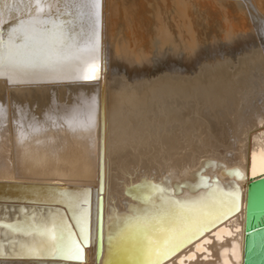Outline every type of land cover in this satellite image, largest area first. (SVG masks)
Masks as SVG:
<instances>
[{"label": "bare ground", "instance_id": "6f19581e", "mask_svg": "<svg viewBox=\"0 0 264 264\" xmlns=\"http://www.w3.org/2000/svg\"><path fill=\"white\" fill-rule=\"evenodd\" d=\"M154 1L160 13L152 40L150 0H100L97 80L74 78L90 60L29 76L0 69V264H137L141 258L125 251L131 242L121 239L125 217L133 209L149 211L162 197L215 203L221 212L159 264H243L244 192L249 177L264 175V32L248 45V52L236 56L235 64L214 59L211 66L202 62L198 69L192 64L196 72L190 74L182 55V0ZM28 2L0 0V35L5 40L26 11L20 5ZM62 11L74 35L87 32L85 19L75 11ZM250 21L253 28L259 19ZM242 28L246 30V24ZM245 67L249 73L243 86L232 91L241 109L228 122L221 110L229 92L225 87ZM93 98V133L74 135L63 118ZM130 185H141L138 198L129 194ZM233 193L236 207L229 212ZM65 194L88 210L83 258L23 255L24 247L40 237L4 225L39 221L59 211L69 217L79 241Z\"/></svg>", "mask_w": 264, "mask_h": 264}, {"label": "snow or ice", "instance_id": "6c2138e0", "mask_svg": "<svg viewBox=\"0 0 264 264\" xmlns=\"http://www.w3.org/2000/svg\"><path fill=\"white\" fill-rule=\"evenodd\" d=\"M20 7L26 11L9 28L7 40L0 35V69L19 76H29L44 70L55 72L73 63L90 60L84 73L74 78L85 81L99 79L100 0H66L63 3L57 0L55 4L52 0H29ZM62 10H66L69 15L75 11L85 19L87 32L82 36L74 35L75 29L69 28L67 20L61 18L65 15ZM63 124L74 135L82 138L90 136L96 127L95 99L86 106L81 105L67 112ZM140 187L130 185L129 194L138 198ZM151 187L162 193L168 191L161 185ZM232 196L229 212L236 207V193ZM64 198L71 210V218L75 219V227L79 230V241L77 233L73 231L74 225L69 223V217L59 211L39 221L4 225L13 231L40 237L35 244L24 247L23 255L59 257L65 260L83 258L81 244L86 245L89 239L88 210L75 203L72 196L65 194ZM81 203L86 204L87 200ZM218 212L221 209L215 203L202 200L179 201L171 197H162L160 205L154 204L146 212L133 209L125 217L121 234L122 240L131 242L130 248H125V251L141 258L137 264H159L161 259L167 258L191 240L203 229L205 220L216 216ZM0 255H3L2 249Z\"/></svg>", "mask_w": 264, "mask_h": 264}, {"label": "rangeland", "instance_id": "374dc122", "mask_svg": "<svg viewBox=\"0 0 264 264\" xmlns=\"http://www.w3.org/2000/svg\"><path fill=\"white\" fill-rule=\"evenodd\" d=\"M259 2H260V4H259ZM147 8H148V10H147L148 11V17H149V21H150L149 24L151 25L149 28V31L151 33L152 40H154V37L156 34V28H157L156 18L158 17L160 12H159V10H158L159 8L157 7V4L155 3L154 0H150ZM156 8H158V9H156ZM168 10H169L170 14L172 15V13L174 12L173 8L171 6H169ZM150 15H152V16H150ZM250 19H254V20L259 19V21L255 22V25H256V23H257V25L253 28H252V22L250 21ZM263 21H264V0H260V1L259 0H182L181 14H180V18H179V23L181 26V39L183 40V46H184V51H183L182 55H183V58L185 57L184 63L188 66V68H190V70H189L190 74H192V72H194V71L196 72V69L201 67V65L203 64L202 62H205L206 65H208L210 63V66H211L212 60H214V59L215 60L213 61V63H216L219 61L222 62V60L224 61V59H226L228 61V59H230L229 61H231L235 64L236 56L239 55L238 58H240L243 55L242 53L248 52L247 51L249 49L248 47H250V49H251V46H248V45H250L252 43H256L255 40L258 41L257 38H259V36L263 35L262 34V32H264V22ZM245 24H246L245 29L248 31L242 30L243 29L242 27ZM247 25H249V26H247ZM261 25H262V27H260ZM258 28L260 29V32H259ZM258 32H259V34H258ZM238 34H243L245 37L244 36L242 37L241 35L237 36ZM246 35H251V36L246 37ZM252 38H253V40H252ZM239 42L241 44L242 43L243 44L241 45ZM237 45L238 46L240 45V50L242 48L241 55L237 54V52L239 50L238 49L239 47ZM245 46L247 47V49ZM224 47L226 48V50L228 49L227 50L228 53H227V51L224 50L225 49ZM215 48H217V49H215ZM222 48H223V50H222ZM243 48H245L246 51ZM204 51L206 52L205 55H203ZM229 51H232V52H229ZM218 52H219V54L217 56ZM207 54L208 55L210 54V55L208 56ZM214 54H216V55H214ZM226 54L228 55L227 57L225 56ZM200 55H202L201 58H200ZM206 55L208 58L203 57ZM212 55H214V56H212ZM220 56H222V57H220ZM219 57L221 60L219 59ZM223 57H225V58H223ZM228 57H230V58H228ZM199 59H201L202 61ZM203 59L204 60L206 59L207 61H204ZM197 61H199L200 63ZM197 63H199V64H197ZM189 64L191 65V67H189L190 66ZM192 64H193V67H195L196 69L192 67ZM191 68H192V71H191ZM243 69H244V70H242L243 72L241 71L242 74L239 73L240 76L237 77L236 79L233 78V80H232V83L235 84V82H236V87H238V85H240L244 82V79H246V77H247V76H245L246 73L247 74L249 73V71H248L249 69L247 67H245ZM245 69H247V70L245 71ZM229 70H231V69H229ZM231 71H233V70H231ZM243 73H245V74H243ZM237 81L239 83H237ZM232 83L231 82L228 83V86H227L228 88L225 87L227 89L226 91H229V92H227L226 105H225V102H223V101H225V99L222 101V104H221L222 114L224 115V116L223 115L222 116L228 122L231 119H233L232 116L234 114H237L239 112V110L241 109L239 102L236 100L235 97H233L235 93H233L232 91L240 89L243 86V84L241 86H239V88H236V87H234V85H231ZM232 87H234L233 90H232ZM232 98L234 101L232 100ZM228 100L229 101L231 100L233 102V104H231L232 102L231 101L229 102ZM227 101L231 105L228 104ZM223 103L225 106H223ZM236 105H238V106H236ZM226 108H227V110H226ZM232 108H234V109H232ZM223 110L225 111L224 113H223ZM227 117H230V118H227ZM230 122H232V120Z\"/></svg>", "mask_w": 264, "mask_h": 264}, {"label": "water", "instance_id": "95a60500", "mask_svg": "<svg viewBox=\"0 0 264 264\" xmlns=\"http://www.w3.org/2000/svg\"><path fill=\"white\" fill-rule=\"evenodd\" d=\"M203 179L207 181V178ZM242 212L245 232L243 264H264V175L249 177Z\"/></svg>", "mask_w": 264, "mask_h": 264}]
</instances>
